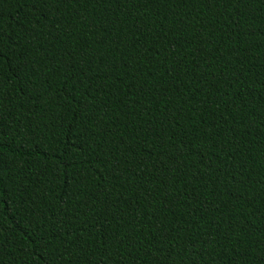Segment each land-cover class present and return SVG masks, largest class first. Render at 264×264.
<instances>
[{"label": "trees", "instance_id": "16d2710c", "mask_svg": "<svg viewBox=\"0 0 264 264\" xmlns=\"http://www.w3.org/2000/svg\"><path fill=\"white\" fill-rule=\"evenodd\" d=\"M0 264H264V0H0Z\"/></svg>", "mask_w": 264, "mask_h": 264}]
</instances>
